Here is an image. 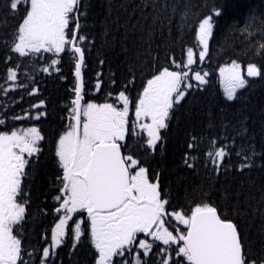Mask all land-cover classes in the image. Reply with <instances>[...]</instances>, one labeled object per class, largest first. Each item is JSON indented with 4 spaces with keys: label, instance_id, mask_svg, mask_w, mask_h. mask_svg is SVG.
I'll return each mask as SVG.
<instances>
[{
    "label": "snow or ice",
    "instance_id": "obj_1",
    "mask_svg": "<svg viewBox=\"0 0 264 264\" xmlns=\"http://www.w3.org/2000/svg\"><path fill=\"white\" fill-rule=\"evenodd\" d=\"M101 6L98 63L106 62L103 50L115 52L124 57L126 76L122 90L97 102L86 99L83 75L86 50L96 48L95 37L90 40L85 31L92 0H0V28L15 21L0 34L6 82H11L0 90L39 93L27 73V84L16 83L25 67L17 61L32 57L50 61L39 69L48 74L52 68L59 73L67 57L73 77L71 99L61 108L66 116L51 139L36 124L0 130V264H64L58 261L62 246L73 264L82 245L89 249L90 264H264V96L254 102L251 91L257 78L264 81V0L248 8L242 27L230 25L219 44L220 53L227 54L240 41L245 56L260 60L243 68L232 59L219 67L224 96L219 103L208 99L210 73L203 65L211 59L210 42L225 0L203 5L101 0ZM185 30L194 33L195 43L178 63L169 52ZM194 48L200 62L195 71ZM108 79L116 84L114 76ZM138 79L141 90L132 96ZM104 83L97 73L95 93ZM31 109L34 116L26 111L12 119L39 123L49 115L44 99ZM201 117L207 135L185 133L186 150L176 170L183 167L199 177L202 166L206 175L186 185V176L172 179L163 154L182 119ZM0 126L7 127L6 119ZM45 144L55 175L48 178L51 203L41 215H51L54 224L50 239L45 230L43 245L29 250L24 225L31 185L44 175L38 170Z\"/></svg>",
    "mask_w": 264,
    "mask_h": 264
},
{
    "label": "trees",
    "instance_id": "obj_2",
    "mask_svg": "<svg viewBox=\"0 0 264 264\" xmlns=\"http://www.w3.org/2000/svg\"><path fill=\"white\" fill-rule=\"evenodd\" d=\"M195 3L203 5L205 2L211 3V0H194ZM227 5L225 13L223 16L216 18V31L214 39L211 44V59L210 66H217L220 63L227 62L232 59L240 60L242 63H248L250 60L252 62L259 63L258 57H253L251 53L248 56L244 55L243 49L246 47L242 42L237 41L236 46L230 48L227 54H221L219 49V44L224 42V37L229 33L230 25L239 24L243 26V21L247 16V11L250 6H258L260 0H225ZM93 7L89 14V20L87 21L88 28L86 32L91 33L89 39L91 40L95 37L96 48H93L89 53L86 50V69L84 72L85 80V92L86 99L93 98L97 102H103L105 94L109 91L113 93H118L122 90L125 83L126 76V65L124 63L123 56H117L115 52L109 50H103L102 58L106 60L104 65H100L97 59V49L101 48V38H100V27L99 21L103 18L104 9L101 6V0H92ZM83 23V21H82ZM8 28H0V34H4L11 30V25L15 24L14 20L7 21ZM194 41V33L191 30H185L180 34V38L174 45V51L169 52V55L176 59L179 63L184 56V51L187 47L192 46ZM48 56L49 54H44ZM161 63L164 62V53L161 52ZM5 53L0 51V86L3 88H9L11 82H6V66L4 62ZM212 61V62H211ZM25 67H22L18 73L17 84H27L28 80L25 78L26 73L32 76L36 83L35 86L39 89V93L36 96L30 97L27 92L20 87H16L14 90L10 89L7 94L0 90V119H6L7 127L0 126V130H11L16 129V125L23 120H13V116H23L26 110L31 109V105L38 102L39 99H44L47 104V111L49 115L47 118H42L37 124L41 128L42 132L48 139H51L55 131L59 130L61 127L60 118L66 116V112L61 111L63 105H65L70 99V89L73 85V77L71 75L69 59L65 57L63 63L59 66L60 72L57 73L54 68L50 69V74L43 73L39 71L40 68L47 66L50 61H45L39 57H32L22 61H17ZM35 62V63H34ZM174 70V69H173ZM102 73L104 77V85L99 93H95V89L92 85L96 82V74ZM210 87L208 89V99L219 103L223 100V96L219 90L217 82L214 81V72H212ZM109 76H114L116 84L111 85V81L108 79ZM63 77V78H62ZM31 88H28L30 91ZM141 90V82L138 79L136 81V87L132 90L131 95L135 96L136 92ZM253 95V101L259 100L261 96H264V81L259 79L255 80L251 89ZM248 95V93H245ZM23 97V99H21ZM45 109H43L44 111ZM183 111V110H181ZM34 121L27 123L26 127L32 126ZM175 124V122H174ZM25 127V128H26ZM195 132V134L200 135L201 133L207 135L206 132V120L203 117L199 119H194L190 123L186 120H181L179 128H173L171 132V137L167 143V150L163 154L166 166L169 170L174 172L172 179L175 176H186L187 184L195 185L201 182V179L206 175L203 167L201 166L200 176L194 175L192 170L179 168L177 171V166L182 164L181 157L185 152V139H187L186 132ZM44 155L40 158V168L39 172L44 175H38L35 178V182L31 185L32 201L31 207L29 209V218L27 223L24 225L25 232V246L31 250L32 248L43 245V236L45 230H48L47 235L50 239V228L53 226L54 220L51 215L47 217L41 215V209L47 210V204L51 203L50 197L46 196L49 190L48 178L55 175V169L53 167L50 153L48 152V145L44 146ZM202 155V153H201ZM155 164V161H152ZM232 163H237L236 159L233 157ZM259 173L254 172L253 177L257 180L259 179ZM207 190V188H206ZM58 261L63 259L64 264H69V256L67 255L68 248L61 247L58 250ZM73 264L75 261H79V264H90V252L86 245H82L79 251L74 257L71 258Z\"/></svg>",
    "mask_w": 264,
    "mask_h": 264
}]
</instances>
